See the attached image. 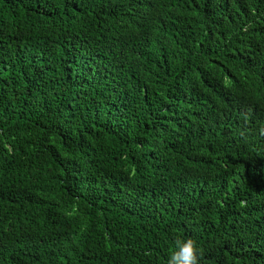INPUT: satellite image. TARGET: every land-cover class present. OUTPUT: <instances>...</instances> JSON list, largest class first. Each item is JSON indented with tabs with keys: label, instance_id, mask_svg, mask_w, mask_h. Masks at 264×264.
Wrapping results in <instances>:
<instances>
[{
	"label": "trees",
	"instance_id": "1",
	"mask_svg": "<svg viewBox=\"0 0 264 264\" xmlns=\"http://www.w3.org/2000/svg\"><path fill=\"white\" fill-rule=\"evenodd\" d=\"M264 264V0H0V264Z\"/></svg>",
	"mask_w": 264,
	"mask_h": 264
},
{
	"label": "clouds",
	"instance_id": "2",
	"mask_svg": "<svg viewBox=\"0 0 264 264\" xmlns=\"http://www.w3.org/2000/svg\"><path fill=\"white\" fill-rule=\"evenodd\" d=\"M200 246L192 237L176 236L173 250L163 264H199Z\"/></svg>",
	"mask_w": 264,
	"mask_h": 264
}]
</instances>
